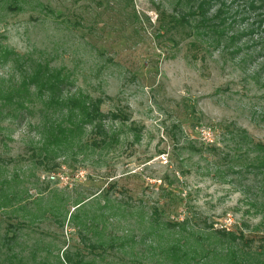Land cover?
Returning a JSON list of instances; mask_svg holds the SVG:
<instances>
[{
  "label": "rangeland",
  "instance_id": "obj_1",
  "mask_svg": "<svg viewBox=\"0 0 264 264\" xmlns=\"http://www.w3.org/2000/svg\"><path fill=\"white\" fill-rule=\"evenodd\" d=\"M2 47L62 69L108 144L52 170L31 156L41 103L0 117V264H172L180 243L217 264L264 246V0H0ZM23 68L1 61L0 86Z\"/></svg>",
  "mask_w": 264,
  "mask_h": 264
},
{
  "label": "trees",
  "instance_id": "obj_2",
  "mask_svg": "<svg viewBox=\"0 0 264 264\" xmlns=\"http://www.w3.org/2000/svg\"><path fill=\"white\" fill-rule=\"evenodd\" d=\"M10 57L24 68L21 71V77L11 80L5 87L0 86V117L2 119L28 118L35 117L39 112L34 128L40 140L35 141L31 151V156L37 162L53 170L58 166L56 160L61 155L75 156L78 151H83L87 147L104 148L108 144L106 126L102 123L105 115L101 112L99 105L89 101L90 98L81 99L77 95L66 93L70 77L62 69L23 59L14 51L2 47L0 62L7 61ZM38 103L42 106L37 112ZM87 127L92 128L93 136L85 140ZM257 149L262 155L256 159L254 167L259 169L264 167V143L257 144ZM85 201H80L77 209L81 208ZM262 211L264 213V206ZM155 213L157 210H154L153 214ZM71 217L75 220L78 218L76 213H71ZM186 221L183 220L181 223L186 224ZM168 225L171 224L168 223ZM216 234L222 238H229L231 242H234L233 244H236L239 239L246 240L245 245H250L243 233L236 234L223 229L217 230ZM205 251L204 256L198 257L200 253L198 250L188 249L186 244L180 243L167 247L165 253L172 260V264H203L208 262L207 258L212 254L209 249ZM213 254L225 257L224 262H217V264H264L263 245L255 251L240 247L236 251L230 248ZM64 263L78 264L68 255Z\"/></svg>",
  "mask_w": 264,
  "mask_h": 264
},
{
  "label": "built area",
  "instance_id": "obj_3",
  "mask_svg": "<svg viewBox=\"0 0 264 264\" xmlns=\"http://www.w3.org/2000/svg\"><path fill=\"white\" fill-rule=\"evenodd\" d=\"M162 159H164V160H166V157L163 155L162 156ZM83 175H84V172H80V174H78L77 176H81V177H83ZM48 179L50 180H57V176H56V174L55 173H53V174H51L50 176H48Z\"/></svg>",
  "mask_w": 264,
  "mask_h": 264
}]
</instances>
